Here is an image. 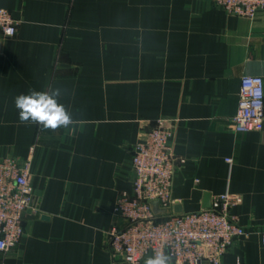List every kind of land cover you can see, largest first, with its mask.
Returning <instances> with one entry per match:
<instances>
[{
  "label": "crops",
  "instance_id": "1",
  "mask_svg": "<svg viewBox=\"0 0 264 264\" xmlns=\"http://www.w3.org/2000/svg\"><path fill=\"white\" fill-rule=\"evenodd\" d=\"M0 8L18 22L13 38L0 37V158L30 160L34 193L23 237L0 264H125L108 250L120 223L111 208L131 192L132 146L158 119L174 122L172 152L182 160L172 211L203 209L206 194L209 204L240 195L231 213L250 233L221 264H264V126L230 127L241 78L264 82V10L229 16L213 0H0ZM57 89L68 126L20 120L15 96Z\"/></svg>",
  "mask_w": 264,
  "mask_h": 264
},
{
  "label": "built area",
  "instance_id": "2",
  "mask_svg": "<svg viewBox=\"0 0 264 264\" xmlns=\"http://www.w3.org/2000/svg\"><path fill=\"white\" fill-rule=\"evenodd\" d=\"M227 15L252 19L264 10V0H213ZM18 22L0 8V37L13 38ZM260 76L240 80L237 110L231 131H261L264 126V90ZM174 122L158 119L131 148V192L120 193L111 208L115 222L109 230L108 250L114 261L140 264L150 255L169 256V264H221L233 242L250 233L231 209L241 196L221 194L209 208L174 213L173 178L182 161L172 152ZM230 162L229 159H226ZM31 162L0 158V252L17 247L24 223L33 212ZM156 203L160 213L153 204ZM264 249V229L260 232Z\"/></svg>",
  "mask_w": 264,
  "mask_h": 264
},
{
  "label": "clouds",
  "instance_id": "3",
  "mask_svg": "<svg viewBox=\"0 0 264 264\" xmlns=\"http://www.w3.org/2000/svg\"><path fill=\"white\" fill-rule=\"evenodd\" d=\"M59 90L52 93L31 90L27 94L21 93L14 97V105L19 110L22 121L39 122L45 128L68 126L71 116L65 107L57 101ZM169 256L157 255L149 257L147 264H169Z\"/></svg>",
  "mask_w": 264,
  "mask_h": 264
},
{
  "label": "water",
  "instance_id": "4",
  "mask_svg": "<svg viewBox=\"0 0 264 264\" xmlns=\"http://www.w3.org/2000/svg\"><path fill=\"white\" fill-rule=\"evenodd\" d=\"M209 197H210V196H209L208 194H206V195L204 196L203 205H202V208H203V209L209 208V199H210ZM154 204H156V203H154ZM156 205H157V204H156ZM174 212H175V213H181V212H182V209H181L179 206H177V207L174 208ZM147 257L149 258L150 255H148Z\"/></svg>",
  "mask_w": 264,
  "mask_h": 264
}]
</instances>
